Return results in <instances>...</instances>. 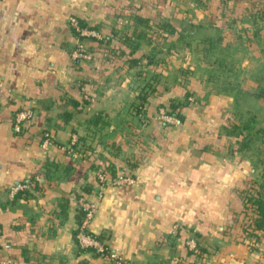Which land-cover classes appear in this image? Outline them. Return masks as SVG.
<instances>
[{"label": "crops", "instance_id": "crops-1", "mask_svg": "<svg viewBox=\"0 0 264 264\" xmlns=\"http://www.w3.org/2000/svg\"><path fill=\"white\" fill-rule=\"evenodd\" d=\"M222 9L223 0H0V264H115L78 247L80 198L96 206L89 229L133 264H264V227L256 240L236 234L245 210L257 215L245 207L246 193L257 196L253 182L264 196V101L249 98L259 86L250 76L264 77V29L244 17L222 32L232 30ZM135 15L173 23L179 39L142 119L132 105L145 77L126 55L107 59L96 44L92 60L73 57V20L121 47ZM210 37L230 45L226 55H206ZM184 86L193 91L185 119L165 125L158 104ZM239 107L260 115L252 131L263 129L248 153L239 149L246 132L225 130ZM23 110L31 115L16 130ZM73 137L86 154L61 148ZM107 166L135 182L101 183ZM197 243L207 251L190 254Z\"/></svg>", "mask_w": 264, "mask_h": 264}, {"label": "trees", "instance_id": "trees-1", "mask_svg": "<svg viewBox=\"0 0 264 264\" xmlns=\"http://www.w3.org/2000/svg\"><path fill=\"white\" fill-rule=\"evenodd\" d=\"M222 16L228 17L231 21H229V29L232 28V30L228 29H219L222 32H232L234 30L232 22L237 21L238 19H243L244 17H249L254 20V31H260L264 29V0H233V2H230V0H223V9L221 12ZM135 30L132 34H125L121 37L120 41L123 44L121 47H115L110 45L111 37L109 36H103L102 38H99L97 36L91 35V36H84L81 35L80 32L75 28V26H72V29L74 31V34L76 36V46L78 42H82L86 45L87 50L91 53V57L89 59H85L82 57H76L74 58V61L77 65L86 63L94 58L95 52H94V46L102 45L105 46V50L107 52V59H113L115 57H122L124 55L127 56L126 63L128 68L138 67L135 74L137 77H145V83L143 87L139 90V93L137 94V99L133 103L132 108L134 110V113L139 116V118L142 119V117L147 118V108L145 107V104L148 101V98L150 95H154V93L158 90V83L161 80V76L163 72L169 67V54L172 51V48L176 46L178 38L175 39L173 36L177 32V27L171 23V22H158L156 24H149L147 19L135 15ZM78 25L80 27H88L91 29H94L95 27H89L85 23L81 21H77ZM263 23V24H262ZM195 26V25H194ZM192 25V27H194ZM198 28H202L201 25H196ZM152 44L151 49L147 53L139 54V50H141L143 43ZM206 46L204 50L207 52L206 55L209 53L211 54L212 50L216 49L220 54L226 55L227 53H224V51L229 50L228 44H224L225 41L223 39H213L209 38L208 40L204 41ZM88 43V45H87ZM91 43V44H90ZM76 48V47H75ZM224 50V51H223ZM223 57H217L215 59L216 64L223 65L220 60H222ZM145 60V61H144ZM146 67V69H145ZM187 71L183 72L184 76H187ZM184 77V78H185ZM259 78V82H260ZM260 84V83H259ZM259 88V89H258ZM257 90L252 93L256 96L258 95L260 99L264 101V90H262V87L258 86ZM183 93L178 96H171L169 97L167 101L161 102L158 104L157 108V114H159V110L163 108L165 112L177 119V123L182 122L185 119V107L188 106L191 102V96L193 95V91L188 87L184 86ZM87 102V101H86ZM67 117L69 114H66ZM234 119L229 120L230 128L227 126L226 131L227 133L231 134H240L243 132H246L244 135V138L239 141V149L241 152L248 153L251 151V142L253 141V138L255 135H259L263 132V129H258L255 131H252L255 127L256 122L259 121L260 115L256 113L254 110L249 108H243L239 107L238 111L234 114ZM101 115L95 114L93 117L89 119V124L91 125H98L100 122ZM139 119L141 122L143 120ZM160 120L165 124L172 126L173 123L167 122L166 120H163L160 118ZM105 124V123H103ZM22 127V123H21ZM20 127V128H21ZM46 137V135H45ZM50 137V136H49ZM80 138H76L75 142H72V139L67 143L63 145H68L71 143V147L76 152H82V154H86V150L81 148ZM250 144V145H249ZM67 153L68 151L64 149ZM263 150V147H262ZM264 151L260 152L259 154L263 153ZM72 154V153H69ZM264 154V153H263ZM254 156V155H251ZM128 163L131 166H134L132 161L128 159ZM99 172L104 173L106 175L111 176V178L117 176V171L113 166H107L103 167ZM130 175V174H129ZM132 176V175H131ZM97 179L100 181L99 176L97 174ZM101 183H104L103 181H100ZM91 185L83 186V190L86 192L91 191ZM253 187L256 189L257 196L250 195L248 193L245 194V200H246V209L248 207L252 208L257 215L254 216L253 214H249L247 210L243 213V219L244 224L239 228V231L236 233L239 237H256V239L259 238V234H257V231L260 228L264 227V196L263 193H261V189L257 187L256 182H253ZM255 206V207H254ZM85 215V211L80 207L78 208V214H77V220H78V226L74 230V236L75 240L77 242L78 247L82 251H91L94 253V255L99 257H107L105 253L96 252L93 248H85L82 247L78 238L77 233L80 228V224L83 220V217ZM88 232L93 235L95 238L105 241V237L101 234H96L92 232L90 229H88ZM194 239L197 240L198 233L195 232ZM106 245L108 246L107 242ZM198 250V251H196ZM207 249L197 243L196 248L189 249L188 252L190 254L199 255L201 252H205ZM199 252V253H198ZM108 258V257H107ZM129 264H133L132 262H129Z\"/></svg>", "mask_w": 264, "mask_h": 264}, {"label": "built area", "instance_id": "built-area-1", "mask_svg": "<svg viewBox=\"0 0 264 264\" xmlns=\"http://www.w3.org/2000/svg\"><path fill=\"white\" fill-rule=\"evenodd\" d=\"M73 25L75 28L80 32L81 35L84 36H97L99 37V33L95 31L94 29L88 28V27H80L77 23V21L73 20ZM73 57H82L85 59H89L91 57V53L87 50V47L84 43L78 42L75 50L73 51ZM31 112L29 110H23L17 113L16 115V121H15V129L19 130L21 127V123L30 117ZM159 117L163 120H166L167 122L171 123H177V119L165 112L163 108H161L159 112ZM76 137L72 138V142H75ZM49 134H46V138L44 143H49ZM62 149H66L68 153L76 154V151L73 150L71 147V143L68 145H62ZM100 181H107L110 180L115 185L120 184H133L135 182V179L133 176L126 174V173H120L117 176L108 179L107 175L104 173L98 174ZM24 186L18 185L16 188H22ZM79 205L80 207L85 211V215L83 217V220L81 224L79 225V231L77 233V238L81 244L82 247L85 248H93L96 252L105 253V255L113 260L115 264H129V261L123 259L121 256H119L115 251L111 250L109 246L106 245L105 241H101L97 238H95L93 235H91L88 232L90 222L93 218L94 212H95V204L85 198L79 199Z\"/></svg>", "mask_w": 264, "mask_h": 264}, {"label": "rangeland", "instance_id": "rangeland-1", "mask_svg": "<svg viewBox=\"0 0 264 264\" xmlns=\"http://www.w3.org/2000/svg\"><path fill=\"white\" fill-rule=\"evenodd\" d=\"M263 58H264V55H263ZM257 60V59H256ZM239 62L240 61H238V59H235L234 60V63L236 64H239ZM216 65V64H215ZM261 65V64H260ZM260 65H258V66H260ZM260 68H262V66H260ZM248 69V68H247ZM245 72V70H243V72L242 73H244ZM254 71H251V73H253ZM239 73V71H237V74ZM222 76H225V74H223L222 73ZM259 78H260V82H259ZM252 79V82H253V80H254V82H259L260 84H259V86L260 87H262V90H264V77H261V74H260V76H258V78L256 79V77L254 78V77H252V76H250V80ZM160 84V82L158 83V85ZM224 84V83H223ZM237 89L239 90V88L237 87ZM259 89V88H258ZM237 90V91H238ZM225 91H227V89H225ZM238 94H237V97L239 98V99H241V98H243V95L246 93V91H244L243 92V94H242V90L240 89L239 90V92H237ZM251 94V93H250ZM249 96H251V97H249L250 99H260V97L257 95H255V94H251V95H249ZM192 98H194V96L192 97ZM248 98V99H249ZM161 110V109H160ZM160 110H159V112H160ZM100 172H98V174H99Z\"/></svg>", "mask_w": 264, "mask_h": 264}]
</instances>
